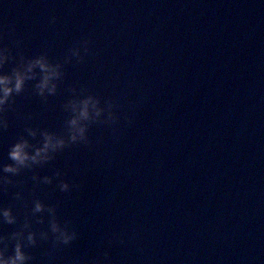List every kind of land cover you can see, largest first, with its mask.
<instances>
[{
	"label": "water",
	"instance_id": "obj_1",
	"mask_svg": "<svg viewBox=\"0 0 264 264\" xmlns=\"http://www.w3.org/2000/svg\"><path fill=\"white\" fill-rule=\"evenodd\" d=\"M80 264H264L260 0H231L170 128Z\"/></svg>",
	"mask_w": 264,
	"mask_h": 264
},
{
	"label": "clouds",
	"instance_id": "obj_2",
	"mask_svg": "<svg viewBox=\"0 0 264 264\" xmlns=\"http://www.w3.org/2000/svg\"><path fill=\"white\" fill-rule=\"evenodd\" d=\"M264 3V0H260ZM90 41H83L81 45L72 48L64 62H53L46 54L28 58L23 55L19 60L12 54V49L0 47V130L9 127V121L5 117L7 106L14 98L25 91L29 81H36L34 92L45 102L49 97L57 96L61 82L64 79V65L70 63L74 58L78 61L84 59V54L90 51ZM16 61V66L11 73L4 71L9 61ZM72 97L63 104V111L67 114L64 120L63 129L54 131L48 128L32 127L25 128L27 136H20L10 147L9 158L14 162L0 167V186L11 183V179L5 173L19 175L25 169H36L53 161L57 154L62 153L72 145L88 144L89 129L95 124L115 125L119 122V115L116 111L118 104L113 100L103 101L95 94L71 89ZM39 138L36 143L31 139ZM62 172L57 170L55 177L45 175L42 178L44 184L51 185L58 180V188L61 192H70L73 185L67 180L60 179ZM33 179L40 181L41 177L36 175ZM19 195V194H18ZM47 211L51 214L50 232L39 233L41 241L54 238L57 244L69 245L77 239V232L70 227V222L61 223L56 217L55 206L46 205L42 200L34 201L33 214ZM0 218L8 224L17 223V217L11 208H0ZM43 223V220L40 221ZM25 229H30L31 224L26 223ZM17 240L14 254L7 255L6 248H0V264H29L33 258L25 251V234L23 231L13 234ZM38 233L28 231L26 240L29 246L37 244ZM0 237V243L6 240Z\"/></svg>",
	"mask_w": 264,
	"mask_h": 264
}]
</instances>
